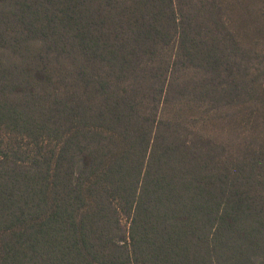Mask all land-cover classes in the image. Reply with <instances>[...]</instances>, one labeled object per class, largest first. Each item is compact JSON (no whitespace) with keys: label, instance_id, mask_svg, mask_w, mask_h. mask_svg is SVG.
<instances>
[{"label":"trees","instance_id":"obj_1","mask_svg":"<svg viewBox=\"0 0 264 264\" xmlns=\"http://www.w3.org/2000/svg\"><path fill=\"white\" fill-rule=\"evenodd\" d=\"M246 55L214 0H0V264H264V143L163 113Z\"/></svg>","mask_w":264,"mask_h":264},{"label":"rangeland","instance_id":"obj_2","mask_svg":"<svg viewBox=\"0 0 264 264\" xmlns=\"http://www.w3.org/2000/svg\"><path fill=\"white\" fill-rule=\"evenodd\" d=\"M214 1L221 8L226 29L247 52L242 64L249 67L247 76L254 87L244 101L232 105L215 109L170 105L163 113L178 115L196 134L241 155L248 146L264 143V0Z\"/></svg>","mask_w":264,"mask_h":264}]
</instances>
